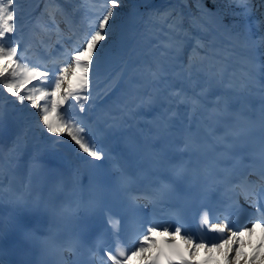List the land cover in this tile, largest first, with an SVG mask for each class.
Returning <instances> with one entry per match:
<instances>
[{
    "label": "bare ground",
    "instance_id": "bare-ground-1",
    "mask_svg": "<svg viewBox=\"0 0 264 264\" xmlns=\"http://www.w3.org/2000/svg\"><path fill=\"white\" fill-rule=\"evenodd\" d=\"M18 23L19 21L14 22V24ZM133 33L134 28H129L125 31L123 38L126 44L123 49H126L127 41L132 38ZM5 40H3V43ZM145 47L144 54L147 61L157 59L150 46L145 45ZM246 52L243 53L244 57L249 56ZM168 54H170V50H168ZM158 61L159 64L156 62V65L152 67V71L145 70L144 67H137L135 71L125 70L124 73L114 78L110 86L101 93L84 95L81 92L80 99L72 98L70 103L67 102L61 106L62 114H65L62 118L79 114V119L82 121L85 115L88 116V122L94 121L92 129L87 135L88 138L94 140L90 144L95 147L96 144L103 146L106 143L110 147V151H115L128 129H133L139 141L145 142L149 137V120L155 114L160 113L163 118L172 111H176L177 114H183L186 105L183 108L175 106L171 102L170 97L175 98L177 101L182 99V94L186 92L188 94L191 93L192 98L195 100L220 96L228 99L232 97L233 100L238 102L239 98L243 97H239L240 94L238 92H232L230 86L241 88L247 84L245 85L246 89L250 91L257 90L256 84L251 85L252 82L250 80L255 76L249 72V78H246L242 77L243 75L240 73L247 70L246 67H239V70L236 67H231V71H226V67H222L223 63H218V67L211 65L212 67H189L187 69L185 68L187 66L181 68L178 66L172 67L169 64L163 65V58L161 57L158 58ZM68 63H71V58ZM133 65L134 62L129 67H133ZM153 73H156V75L154 76ZM59 75L56 74V76ZM201 76L203 80L199 79ZM173 83H176L178 87H174ZM196 90L202 93L196 95L194 93ZM0 93L4 94L1 90ZM84 96H89V99H83ZM16 112L15 109L6 111L4 121L0 124V144L5 142H10L11 144L19 143L20 126L17 119H14ZM195 114L199 117L202 115L200 112ZM30 115L32 114L30 113ZM110 118L114 121L115 130L106 140L108 131H104L102 127L105 121ZM166 121L169 120L166 119ZM46 142L45 146L38 142L31 147L29 146V150H25V154L47 153L51 158L63 165L71 175L76 173L73 163L88 158L66 134L61 136L49 134ZM42 144L45 143L42 142ZM240 233H243V235L239 236L234 243L224 245L219 250L220 252L218 250H206L213 248L208 247L205 249H193L192 255H189L187 251L186 253L194 260L205 261L206 264H264V226L257 227V225H254L251 232L245 229ZM240 238L242 239L241 241H239ZM239 245H241L239 248L241 252L237 250ZM229 249L234 251L230 252ZM236 251L239 252V255L235 254ZM139 258L140 256H134L131 257L130 261L133 262L134 259Z\"/></svg>",
    "mask_w": 264,
    "mask_h": 264
},
{
    "label": "snow or ice",
    "instance_id": "snow-or-ice-1",
    "mask_svg": "<svg viewBox=\"0 0 264 264\" xmlns=\"http://www.w3.org/2000/svg\"><path fill=\"white\" fill-rule=\"evenodd\" d=\"M18 2L19 0H0V41L7 39L8 34L15 31L14 27H9V25L18 18L16 11ZM104 2L106 7L103 10V14L96 21V26L90 34V38H86L81 47L75 50V55L71 57V73H69V67H64L60 69L59 76L51 74L50 88L48 90H40L38 94L36 89H33L31 93L21 94L20 88L24 84H31L34 80L41 78L48 79L50 73L37 67L22 66L17 63L20 59L17 49L15 47H6L3 43H0V61H3V63H0V84H2V90L21 103L28 101L32 108H37L38 102L41 100H50V108L44 107L42 114L43 128L46 132L57 136L66 134L88 158L97 162L101 161L102 158L107 159V154L102 157L99 150L95 149L87 141L86 129L84 127H77L62 120L60 118V110L61 106L70 98L80 99L81 92H86L89 86L93 84L96 70L99 66L100 47L98 46L108 35V30L112 27L110 20L114 15V9L120 5V0H104ZM244 2L247 3L248 0H244ZM168 15L170 14H165V19ZM90 69L92 70L91 73ZM69 75L72 77L71 80L68 79ZM153 75L155 76L156 73H153ZM65 84H67L66 87ZM83 99L88 100L89 96H84ZM0 121H2V113H0ZM92 167L97 168L98 164H94ZM223 171L228 172L229 170L224 169ZM170 175L172 181H188L189 186L198 183L201 177H203L207 183L203 185L198 197L201 203L206 200L208 190H215L226 182V180L215 176L209 179L210 173L207 171L195 173L183 164L173 166ZM129 182L130 179L127 176L121 175V186L126 187ZM134 199H146L154 206H159L172 199L182 200L184 203H187L191 198L180 197L175 190L174 183L161 181L157 187L151 189L147 194L142 197H134ZM98 208L99 202L91 210L95 211ZM262 212H264V209H262ZM261 223H264V218L261 219ZM159 227L161 226L149 221L146 230H142L136 236V243L131 249L115 252L111 249L107 250L105 252L107 257L105 264H108V262L110 264H130L131 257L134 256H140L145 264H189V261L184 257V251L192 255L193 249L206 248L204 243L193 244L189 239H182V233L179 228L172 231L165 227L164 231L158 232L157 229ZM211 227L215 233L225 232L223 225L213 224ZM252 227H247V231L251 232ZM170 231L172 232L171 237L164 239L163 246H161L155 237L157 235L169 237ZM241 235L243 233L235 231L228 239L223 241V244L217 243L212 249L206 250H219L224 245L234 243ZM178 240L182 241L185 246L184 249H181L180 244L177 243ZM229 251L232 252L234 250L229 249ZM152 252L155 255H151L150 253ZM235 254L239 255V252L236 251Z\"/></svg>",
    "mask_w": 264,
    "mask_h": 264
},
{
    "label": "rangeland",
    "instance_id": "rangeland-1",
    "mask_svg": "<svg viewBox=\"0 0 264 264\" xmlns=\"http://www.w3.org/2000/svg\"><path fill=\"white\" fill-rule=\"evenodd\" d=\"M199 1H201V0H199ZM23 2H24V0H19V2H18V4H17V8L16 9H28L27 7L28 6H23ZM144 2H146V3H148V4H151V3H153L154 2V0H144ZM136 2H134V0H120V5L118 6V7H116L115 9H114V15H113V17L111 18V20H110V24H111V28L108 30V35L105 37V40L104 41H101L100 42V45L98 46V47H100V53H99V57L101 56V54L103 53V51H104V49H105V47H106V45H107V43H111V41L112 40H114L115 39V37H116V35L118 34V32H120L121 30H119V25L122 23V22H124L125 21V19H126V17L131 13V11L133 10L132 8H133V6H135L136 4H135ZM218 8H219V13H220V17H221V19H222V21L223 22H232L233 24H235L236 22H240V18H239V16L237 15V13H235V12H230V10L227 8V6L225 7V6H222V9L218 6ZM184 11V14H185V16H186V21H185V19H184V17L183 18H181L182 16H180V14H179V16L178 15H176L174 18H171L172 16H174L175 15V12L173 11V12H170L169 10L167 11V12H161V13H158V12H155V10H153L152 11V9H149V11H148V15H147V26L150 24V22H151V20L152 19H157L158 18V20L159 21H163V23H164V25L166 24V23H172L173 25H174V27H176V28H178V27H180V26H184L185 24L188 26H192L191 27V31H193V32H196V33H198V27H197V24H198V22H197V20H196V17H195V13H194V11L192 10V8H191V5H190V3H188V1L186 2V8L183 10ZM165 14H170V15H168V17L165 19ZM263 14V17H264V12L262 13ZM138 16H136L132 21H130L129 23H133L132 25H131V27L130 28H134V30H135V28H136V25L134 24V22L136 21V20H138ZM181 18V19H180ZM253 18H255V17H253ZM187 19H189V20H187ZM174 20V21H173ZM184 20V23H179L178 21H183ZM243 20H244V22H242L243 23V27L240 29V33L242 32V36L243 35H245L250 29H251V27H253L254 28V30L252 31L253 33H254V36L252 37V38H257L258 37V35H262L263 33H264V25H257V20L256 19H251L250 18V20H249V17H247V16H245L244 18H243ZM219 22V20H218V18H216V17H214V18H212V24L211 25H209L208 26V28H207V30H206V32H213L212 30H214V27H213V23H218ZM162 25V23H160V25H158V27L159 26H161ZM196 26V27H195ZM175 28V29H176ZM129 29V28H128ZM128 29H126V30H128ZM157 29V28H156ZM220 29L222 30V28L220 27ZM126 30H124V31H126ZM155 34H157L158 33V29L154 32ZM251 38L249 37V38H247V40H250ZM146 48V47H145ZM0 63H3V61H0ZM69 65L71 64V63H68ZM103 65H105L104 63H103ZM107 66V65H106ZM69 72L71 73V67H69ZM91 69H90V73H91ZM102 72H99V71H97L96 70V74H95V77L96 76H98V74H105V72H104V69H102L101 70ZM70 76V75H69ZM94 77V78H95ZM71 79H72V77H71ZM96 81H98V80H94L93 81V83L94 84H92V87H91V89L93 88V86H96ZM106 83H108V81L106 82ZM100 84V83H99ZM28 86H31V85H28ZM23 87V85L21 86V88ZM20 88V89H21ZM34 88H32L31 90H30V88H28V89H23V90H20V92H21V94H26L25 92H24V90L27 92V93H31V91L33 90ZM0 90L2 91V92H4V94H6V95H8L9 97H11V99H12V104L14 105V106H16V107H18V108H21L20 109V112H21V116H26V114H27V112L29 111L32 115H33V113L34 112H36L37 111V113H39V114H43V108L44 107H42L41 105H40V103H38V107L37 108H32L31 107V104L28 102V101H24L23 103H21V102H19V101H17L14 97H12L9 93H7L6 91H3L2 90V84H0ZM45 101H49V100H45ZM25 108H27L28 109V111H27V109H25ZM36 110V111H35ZM35 117H38V115H36ZM34 124H36V125H39V123L36 121V122H34ZM43 134H44V137H43V139H45L46 137L48 138V136H49V133H47L45 130H44V128H43ZM47 138H46V140H47ZM42 139V140H43ZM242 239L240 238V240L239 241H241ZM236 247H237V245H236ZM236 247H234V248H236ZM241 247V245H239L238 246V248H237V250H239V248ZM221 249V248H220ZM219 249V250H220ZM218 250V252H220ZM240 252H241V249L239 250Z\"/></svg>",
    "mask_w": 264,
    "mask_h": 264
},
{
    "label": "trees",
    "instance_id": "trees-1",
    "mask_svg": "<svg viewBox=\"0 0 264 264\" xmlns=\"http://www.w3.org/2000/svg\"><path fill=\"white\" fill-rule=\"evenodd\" d=\"M137 3V7H133V11L129 17H131L133 14H142V22L145 21L146 18V8L148 5L144 4V0H135ZM168 0H155V3L165 4ZM221 1L226 0H202V4L205 6V9L209 12H212L214 14H218L217 12V4ZM192 7L196 13H198L199 19H202L204 17L203 10L200 8V3H198V0H190ZM128 17V18H129Z\"/></svg>",
    "mask_w": 264,
    "mask_h": 264
}]
</instances>
